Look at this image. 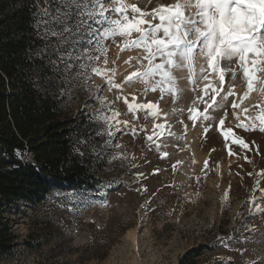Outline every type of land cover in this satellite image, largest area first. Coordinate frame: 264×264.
<instances>
[{"label": "rangeland", "instance_id": "rangeland-1", "mask_svg": "<svg viewBox=\"0 0 264 264\" xmlns=\"http://www.w3.org/2000/svg\"><path fill=\"white\" fill-rule=\"evenodd\" d=\"M56 6L52 5L54 11ZM56 43L49 37L43 48L51 50ZM105 43L108 64L101 57L99 66L115 68L114 79L121 83L135 65V60L132 65L124 61L137 51L121 52L110 40ZM180 75L186 77L187 72ZM229 79L226 76L225 87ZM59 81L67 113L84 110L92 116L97 112L111 116L119 111L118 119L129 124L117 125L107 140L112 146L106 148V183L97 191L53 182L41 203L18 200L6 208L5 218L17 238L13 254L0 255V264H178L187 250L199 245L205 252L197 264H261L264 213L256 211L253 200L264 199V132L237 127L241 123L237 117L243 113L255 117L264 107V102H255L264 91V75L257 74L249 90L237 74L229 101L234 99L239 107L233 110L229 103L214 112L208 132L199 119L187 118L194 99L187 79H178L181 92L163 96L159 90L145 94L141 82L115 89L102 76L92 75L75 86ZM124 97L129 102L152 101L161 115L145 118L142 111L130 113ZM199 107L202 110L203 105ZM221 118L224 125L219 124ZM228 129L232 132L226 139ZM237 137L249 148L233 143ZM113 155L120 158L111 160ZM245 221L247 228L241 229Z\"/></svg>", "mask_w": 264, "mask_h": 264}, {"label": "snow or ice", "instance_id": "snow-or-ice-1", "mask_svg": "<svg viewBox=\"0 0 264 264\" xmlns=\"http://www.w3.org/2000/svg\"><path fill=\"white\" fill-rule=\"evenodd\" d=\"M45 3L43 16L37 19L36 27L43 37H55L57 43L51 50L46 45L36 55L47 57L48 65L65 85L75 86L95 75L104 77L115 89L141 82L145 94L159 90L163 96L181 92L178 79H187L194 93L192 106L187 108V118L191 121L199 119L205 132L216 119L214 112L225 109L229 103L233 110L239 107L234 99L229 101V97L234 96L238 73L247 81L249 90H252L257 74L264 75V0H173L172 3L164 0H45ZM53 4L57 5L54 13ZM109 40L121 52L137 51L135 57L124 61L132 65L135 60V65L121 83L114 79L115 68L99 66L101 57L102 63L108 64L109 46L105 42ZM184 72H187L186 77L180 75ZM226 76L230 77L227 87ZM35 84L39 87V78ZM64 91L61 90V95ZM124 100L130 113L142 111L145 118L161 115L152 101L134 99L129 102L127 97ZM120 115L119 111H113L111 116L97 112L89 117V122H102L107 127L97 135L112 137L117 125L129 124L128 120L118 119ZM219 124L224 125L225 120L219 119ZM156 127L163 129L164 124ZM237 127L245 131L258 128L264 132V107L247 125L242 121ZM132 131L135 132L134 127ZM231 132L232 129H228L224 133L226 139ZM147 139L152 141L153 136L149 135ZM87 142L80 139L77 144L86 145ZM232 142L249 148V143L242 138L237 137ZM111 146L106 140L100 151L93 146L91 152L102 160L106 148ZM74 151L85 155L79 147ZM119 158L113 155L111 160ZM205 167H208V161H205ZM227 197L228 193H225ZM253 204L257 212L264 213V199L253 200ZM245 228L246 221L241 224V229ZM247 264L256 262L248 261ZM261 264H264V257Z\"/></svg>", "mask_w": 264, "mask_h": 264}, {"label": "trees", "instance_id": "trees-1", "mask_svg": "<svg viewBox=\"0 0 264 264\" xmlns=\"http://www.w3.org/2000/svg\"><path fill=\"white\" fill-rule=\"evenodd\" d=\"M45 6V0H0L2 256L12 255L16 246L17 237L5 218L11 203L25 200L37 205L47 197L53 182L85 192L97 191L106 183V154L99 160L91 152L93 146L100 151L110 138L97 135L106 125L89 122L92 115L84 110L67 113L58 73L45 57L36 55L46 39L36 27ZM37 78L39 87L35 84ZM80 139L87 140V144H77ZM76 147L85 155L74 151ZM204 252V245L193 247L178 264H197Z\"/></svg>", "mask_w": 264, "mask_h": 264}, {"label": "bare ground", "instance_id": "bare-ground-1", "mask_svg": "<svg viewBox=\"0 0 264 264\" xmlns=\"http://www.w3.org/2000/svg\"><path fill=\"white\" fill-rule=\"evenodd\" d=\"M254 83V82H253ZM253 86H255L254 84H253ZM250 95V94H249ZM251 96V95H250ZM249 96V97H250ZM251 98V97H250ZM264 102V91L261 93V95L258 97V98H256V101L255 102ZM250 116H248L247 115V113H243V114H241L240 116H239V122H244V123H247V122H249L250 121V118H249ZM58 184H60V186H63L64 184H61V183H58Z\"/></svg>", "mask_w": 264, "mask_h": 264}]
</instances>
